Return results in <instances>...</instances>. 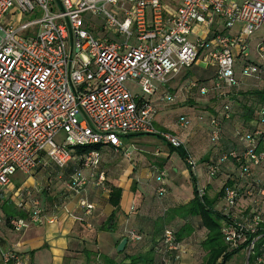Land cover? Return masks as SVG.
<instances>
[{
    "label": "built area",
    "instance_id": "obj_1",
    "mask_svg": "<svg viewBox=\"0 0 264 264\" xmlns=\"http://www.w3.org/2000/svg\"><path fill=\"white\" fill-rule=\"evenodd\" d=\"M165 1L0 0V191L18 172L32 176L42 156L64 168L73 150L94 146L99 149L79 158L68 189L80 195L93 180L104 186L101 149L122 153V136L158 134L152 101L159 91L156 83L168 84L198 63L215 69L212 84L199 87L202 96L225 98L224 91L238 89L242 78L264 82V39L255 38L264 23V0H181L173 11ZM35 12L39 18L22 21ZM98 18L105 21L102 28L96 27ZM134 36L136 44L131 45ZM128 81L141 93L133 95ZM159 98L177 101L168 91ZM220 115L209 119L214 143L231 119L232 107L223 104ZM257 117L260 124L253 132L235 135L244 151L232 150L209 164V178L227 159L236 161L249 178L264 163V150L256 153L259 143L264 145V108ZM180 121L182 129L189 127L187 120ZM59 134L63 139L57 144ZM162 137L172 148L182 147L175 136ZM186 164L191 171L196 167L189 157ZM165 177L162 172L158 178L162 185ZM252 183L246 192L253 199L249 211L242 210L241 189L225 187L222 200L230 221L222 236L229 249L245 251L248 263L264 264V181ZM204 194L198 189L199 198ZM17 206L29 210L26 218L8 219L13 230L45 221L30 188L21 189ZM80 206L87 213L94 209L86 199ZM164 238L167 249H177L171 233ZM139 239L131 233V240ZM0 257L4 264H33L1 248Z\"/></svg>",
    "mask_w": 264,
    "mask_h": 264
},
{
    "label": "crops",
    "instance_id": "obj_2",
    "mask_svg": "<svg viewBox=\"0 0 264 264\" xmlns=\"http://www.w3.org/2000/svg\"><path fill=\"white\" fill-rule=\"evenodd\" d=\"M195 67L191 69L195 76H190L189 70L172 78L168 84L173 95L177 97V104L172 106L180 110L179 117L186 116L192 121L190 127L182 129L177 120L173 119L172 124L164 126L166 131L160 130L155 125L156 122L154 124L159 132L170 133L182 142L187 156L196 162L193 171L182 158V161L176 160V151L168 142L166 149L152 152V155L158 158L154 161L149 158L153 156L142 147L133 156L123 144L122 153H116L110 147L102 148L99 170L105 174V185L96 186L93 180L82 194L77 195L68 189L70 177L79 163L76 152H71V159L64 168H58L47 156H42L34 177L31 176L27 182L14 189L10 183L0 192V218L3 221L0 223V248L15 251L33 264H105L101 260L102 256L121 260V257H117V247L125 238L126 230H134L143 236L142 242H127L125 254L133 255L144 253L156 245V241L162 236V229H179L187 223L193 232L182 241L181 251L183 249L184 253L177 264H202L206 252L201 244L207 232L201 228L199 218L186 221L188 218L177 210L194 198V186L198 189H208L217 185L220 188L226 181L238 177V169L226 163L221 174L215 179H210L207 175V165L226 150H243L242 145L236 142V129L238 131L241 125L247 128L252 123L248 107H264V94L243 95V92L261 90L260 82L247 78L241 79L238 89L228 90L225 97L233 103L236 111L232 120L224 125L221 148H213L205 135V130L209 129L208 117L202 123L196 116L199 113L219 116L222 107L218 104H196L204 101L202 98H209V95H200L198 89L191 87V84L193 80H200L206 85H211L215 69L205 66V70L200 71ZM210 98L213 99L214 96ZM154 102L158 107L159 116L167 107L159 101V91L155 94ZM206 108L208 111H205ZM156 136L162 138L159 135H148L150 138ZM143 139L146 138L141 140L144 141ZM123 152L127 153V156L123 155ZM131 158L134 159L133 164L130 163ZM155 170L167 172L164 181L167 196L162 200L156 196ZM262 171L264 172V168ZM111 185L122 189V197L115 215L114 230L106 231L105 224L114 211L108 203ZM25 187L30 188L39 199L45 221L18 232L7 225L6 220L27 217L29 208L21 210L17 206L21 189ZM83 199L94 205L90 213L80 206ZM244 202L246 203L245 200ZM220 204L224 205L223 202ZM240 204L242 205L243 201ZM0 262L4 264L1 257Z\"/></svg>",
    "mask_w": 264,
    "mask_h": 264
},
{
    "label": "trees",
    "instance_id": "obj_3",
    "mask_svg": "<svg viewBox=\"0 0 264 264\" xmlns=\"http://www.w3.org/2000/svg\"><path fill=\"white\" fill-rule=\"evenodd\" d=\"M193 83L195 84L194 88H197V89L201 86H207L206 84L203 83V81H200V80H193ZM261 84H262L261 88H260L261 90H259V91L256 90V91H252V92H243L242 94L245 96L246 95H255V94L263 95L264 94V82H262ZM211 96L213 97L212 93L209 94V97H211ZM213 99H223V98L222 97L221 98L214 97ZM259 107H260L259 105L248 107L249 108L248 112H249V110L251 111L250 116H251V120H252V123L250 124L251 126L250 125L247 126V128H249L250 131L248 130L246 132H243V131L241 132L238 129V131L236 130V133L239 132V133L244 134V133L253 132L259 126L260 120L257 117L258 112L260 109L264 108V107H262V108H259ZM256 109H258L257 112L255 111ZM252 111L256 112L255 119L252 118ZM220 116L221 115H219L217 117H220ZM196 117H197L198 121H200V122H205L206 118L208 117L207 120H208V126H209V119H210V117H212V115L208 116V115H205L203 113H199ZM181 118H184L185 120H187L191 125L192 121L188 117L180 116L177 120L179 126L181 123V121H180ZM231 120H232V116H231V119L229 121H226L223 123L222 129H221V132H222L221 137L223 134L224 125L227 122H230ZM190 125H189V127H190ZM209 131H210V126L208 129V137H209ZM165 134H167V132H165ZM147 135H159V134H147ZM159 136L162 137L161 135H159ZM221 137H220L219 141H221V139H222ZM236 142L240 145L238 139ZM92 149H99V147L94 146V147H89V148H84V149L76 148L73 151H75L76 155L80 158L85 153L91 151ZM173 149L181 156V158L185 162L188 160L187 152L182 147L177 148V149L173 148ZM232 150H236V148H231L229 150H226L224 153L219 155L218 158L211 160L208 163V165L213 164L214 162H217L223 156H227V153H229ZM262 150H264V145L262 143H259V146L256 150V153H259ZM236 151L242 152V151H244V148L242 151L241 150H236ZM226 163L227 164L229 163L234 168L238 169V171H239L238 177L235 178L234 180L226 181L224 183V186L221 188L219 195L223 196L225 187L235 186V187L241 189V192H242L241 195L243 196L241 201H244V200L247 201L248 204L246 206L253 205V199L252 200L249 199L246 195V192L252 187L251 184H253L252 182L254 180L259 181V182L264 181V172L262 171V169L264 168V163L262 165H260L259 167L255 168L252 172V176L249 178L246 176V174H243L242 172H240V165L238 163H236V161L231 160V159H227L224 163L221 164L219 172H217L216 176L212 177L210 179L217 178L221 174L223 165ZM79 167H80V162L78 163L77 169ZM155 171H156L155 172V181L157 183L156 196L159 200H162V199L166 198V196H167V186L164 182L165 178L167 177V172L166 171H157V170H155ZM162 172H166V177L162 180L163 185L158 180V178H160V174ZM162 186L165 188V192L161 194L158 191H159L160 187H162ZM193 194H194V198L190 201V203L185 205V206L180 207L177 211L180 212L181 214H183L184 217L188 218V220H186V221H189V219L191 220L194 218H199L201 228L205 229L207 232L206 237L201 244L203 250L206 252V255H205V258H204L202 264H226L228 262V260H230V258L233 255H235L238 251H240V249H238V250L229 249V247L225 244L223 236H222L223 225L225 223H228L230 221V219H229L228 215H226V212L221 213V212H217V210H215V198L212 200H209L205 196H204V198H199L198 188L196 186L193 187ZM121 197H122V189L117 187V186L111 185V187L109 189L108 203H109V205H111L114 208V211L110 215V217L108 218L107 223L105 224L104 229L106 231L114 230L115 215L119 209ZM256 198H257V196L255 195L254 199H256ZM224 206H225V210L227 211L225 204H224ZM174 211L176 213V210H174ZM7 221L8 220H6V224L9 225ZM176 229L171 228V227L170 228L167 227V228L162 229V236L159 240L156 241V245L150 247L144 253L126 255L125 254L126 249H124L122 252H119L117 254V257H121V260H119V261L116 259V257H107V256H102L101 260L103 262H105V264H177L179 262L178 256H179V252L181 251L182 241H184V239L186 237H188L189 235L192 234L193 229L187 223H185L184 226L180 227L179 229L178 228H176ZM166 232L171 233L173 241H174L173 242L174 246H176L177 249L169 250L166 248V245L164 242L165 241L164 234ZM131 233L140 237V239L136 240V241L131 240ZM125 238L127 239V242L129 241L132 243H139V242L143 241V236L140 233H138L134 230H130V229L125 231ZM123 255H126V256L124 258H122ZM250 264H254V262H252V260H250Z\"/></svg>",
    "mask_w": 264,
    "mask_h": 264
},
{
    "label": "rangeland",
    "instance_id": "obj_4",
    "mask_svg": "<svg viewBox=\"0 0 264 264\" xmlns=\"http://www.w3.org/2000/svg\"><path fill=\"white\" fill-rule=\"evenodd\" d=\"M180 2H181V0H166L165 1L166 5H167L166 7H167L168 11L175 10L177 8V5ZM39 17H40V13L39 12L38 13L35 12V14L32 15V16H25L23 18V21L32 20V19H36V18H39ZM89 19L91 20V17ZM94 22L96 23V27L97 28H102L101 25L105 21L102 20V18H98V19L94 20ZM109 37H110V35H109ZM255 38L264 39V23H263L262 29L255 35ZM116 39L118 41H121V42L124 41V37L117 36ZM130 44L131 45L136 44V38H135V36L131 39ZM254 48H255V42H254V44L252 46V50L253 51H254ZM195 68L197 70L203 71V70H205V65L204 64H201V63H198V65H196ZM191 69H189V70H191ZM190 76H195L194 71H192V70L190 71ZM168 84L160 85V84H157L156 83V86L159 89V95H161L162 93L167 92V91L170 94L173 95V91H171V89L168 87ZM126 85L129 87V89H130V91H131V93L133 95H136V94L141 93L140 88L134 86L129 81L126 83ZM196 90L197 89H195V91ZM198 91H199V88H198ZM224 92L227 94L228 90H225ZM202 99L204 101H201V102L196 103V104H218V105H220L222 107L223 104L228 103L232 107V115L231 116H234V111H236V107L233 108V103L230 102V100H228L226 97L223 98V99H212L210 97L209 98L208 97L207 98H202ZM152 101H155V96L152 97ZM162 104H165L167 107H165V111H162L161 113H159V116H157V114L159 112L158 111V107L156 106V104H154V107H155V110H156V116H155V122H156V124L155 125L160 130L166 131V129H165L166 127H164V126L166 124H168V123H171L172 124V119H173V121L178 120L179 114H180V110L177 109V108H175L174 106H172L173 104H177V102L172 103V104L162 102ZM257 110L258 109H256L255 111L257 112ZM205 111H208V108H206ZM255 111H252V118L253 119H255V117H256V112ZM202 123H204V122H202ZM238 129L241 132L242 131L243 132H246V131L249 130V128H245L244 125H241ZM156 131L161 136H163L165 134L163 132H159L157 129H156ZM205 132H206L205 135L208 137V129H206ZM167 134H170V133H167ZM142 138H146V139H143L144 141H142L141 140ZM62 139H63V134H59L55 138L54 141L57 144H59L60 142H62ZM120 139L122 140V144L125 145V147L128 148V150L132 153V156L134 155L135 152H137V150L140 149V147H142L143 150H146V152L149 153V155H152V152H155L157 150H161L162 151V150L166 149L167 146H168L167 145V141L165 139H164L165 140L164 141L162 138H159L157 136L156 137H151V138L148 137V135L136 136V137H132V136H122ZM207 139H208V143H210V144L213 145V148H218V149L221 148V142L220 141L214 143V142H211L209 140V137ZM174 157L176 158V160L182 161L181 160V156L177 152H175ZM133 158H131L132 159V161L130 162L131 164H133V161H134ZM149 158L153 159V161L154 160H158V158L157 157H154V156L153 157H150L149 156ZM193 162H195V161H193ZM187 167L190 169V167L188 165H187ZM30 177H31L30 175L23 174L22 172L16 173L15 176L11 179V187L14 189L15 187H19V186L23 185L25 182H27L29 180ZM32 177H34V176L32 175ZM223 186H224V184L222 185V187ZM222 187L219 188L217 185H213L210 188H208V189L204 188L203 190H204V193H205L204 195H205L206 198H208V199L209 198H213V199L215 198V210H217V212L224 213V212H226L225 206L220 204V203L223 202V200H222V196L219 195ZM3 190H1L0 192H2ZM202 198H204V197H202ZM209 200H212V199H209ZM243 204H242V210L246 209L249 206V205L246 206L248 204L247 201H246V203L243 201ZM216 207H217V209H216ZM251 208L252 207L249 206L246 209V211H249ZM183 253H184V250L182 249V251L179 252V258L180 259H181ZM0 264H1V262H0ZM226 264H250V262L248 263V258H247V255H246L245 251L240 250L235 255H233L230 258V260H228V262Z\"/></svg>",
    "mask_w": 264,
    "mask_h": 264
},
{
    "label": "water",
    "instance_id": "obj_5",
    "mask_svg": "<svg viewBox=\"0 0 264 264\" xmlns=\"http://www.w3.org/2000/svg\"><path fill=\"white\" fill-rule=\"evenodd\" d=\"M142 135H145V134L131 133V134H126V135H124V136H132V137H136V136H142ZM126 245H127V239L124 238V239L119 243V245H118V247H117V251H118V252H122V251L125 249Z\"/></svg>",
    "mask_w": 264,
    "mask_h": 264
}]
</instances>
